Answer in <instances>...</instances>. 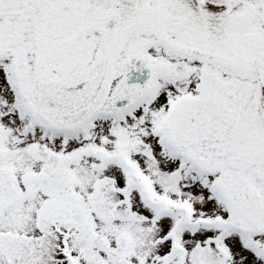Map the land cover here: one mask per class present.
<instances>
[{
    "label": "snow or ice",
    "instance_id": "obj_1",
    "mask_svg": "<svg viewBox=\"0 0 264 264\" xmlns=\"http://www.w3.org/2000/svg\"><path fill=\"white\" fill-rule=\"evenodd\" d=\"M0 264H264V0H0Z\"/></svg>",
    "mask_w": 264,
    "mask_h": 264
}]
</instances>
